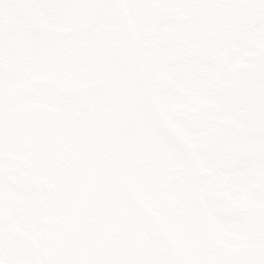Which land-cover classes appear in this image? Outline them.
<instances>
[{"label":"snow or ice","instance_id":"6c2138e0","mask_svg":"<svg viewBox=\"0 0 264 264\" xmlns=\"http://www.w3.org/2000/svg\"><path fill=\"white\" fill-rule=\"evenodd\" d=\"M0 264H264V0H0Z\"/></svg>","mask_w":264,"mask_h":264}]
</instances>
